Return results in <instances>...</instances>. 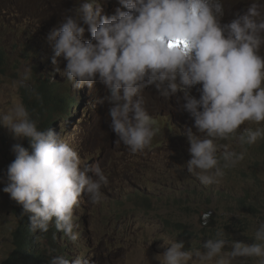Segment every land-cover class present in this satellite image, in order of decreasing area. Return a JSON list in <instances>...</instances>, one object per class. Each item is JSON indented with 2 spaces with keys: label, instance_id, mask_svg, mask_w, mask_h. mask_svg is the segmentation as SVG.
<instances>
[{
  "label": "clouds",
  "instance_id": "9594fccd",
  "mask_svg": "<svg viewBox=\"0 0 264 264\" xmlns=\"http://www.w3.org/2000/svg\"><path fill=\"white\" fill-rule=\"evenodd\" d=\"M0 1L13 19L16 49L29 50L32 67L45 76L31 86L33 69L26 66L12 83L22 88L25 105L14 100L0 111V125L18 139L8 142L1 163L6 202L19 222L9 257L19 238L24 247L35 246L37 258L43 254L44 264H97L87 245L86 255L71 261L60 252L83 250L90 201L103 200L116 161L126 165L134 194L141 195V169H156L159 157L182 162L213 193L222 167L244 159L226 146L218 156L217 140L260 142L256 153L264 156L262 0H239L247 9L235 16L236 0H55L65 10L47 17L45 0ZM5 60L0 50L1 74ZM60 72L70 84L66 97L48 79ZM248 125L254 130L240 133ZM160 188L152 185L149 193ZM248 195L236 200L253 206L254 191ZM23 223L29 238L18 233ZM252 236L255 243L233 241L229 251L219 231L203 244L206 251L184 250L182 241L166 245L162 238L165 251L156 259L233 264L253 258L264 264V222ZM47 237L52 257L40 243Z\"/></svg>",
  "mask_w": 264,
  "mask_h": 264
},
{
  "label": "rangeland",
  "instance_id": "374dc122",
  "mask_svg": "<svg viewBox=\"0 0 264 264\" xmlns=\"http://www.w3.org/2000/svg\"><path fill=\"white\" fill-rule=\"evenodd\" d=\"M261 5L264 10V0ZM246 9L247 7L240 5L239 0H236L234 16ZM64 10L65 8L55 0H45L43 15L47 17L62 13ZM16 33L13 19L4 14L3 2L0 1V50L6 54L7 70L6 74L0 72V111L5 112L12 107L14 100L25 105L22 88L13 89L12 83L19 79V74L26 66L32 67L31 52L17 50L12 42ZM32 69V79L29 84L35 86L45 76L35 71L33 67ZM48 79L51 82H58L55 90L63 97L70 94V84L61 72L56 77L53 75ZM85 89L90 90V87L87 85ZM92 99L95 107L99 98L95 99L94 95ZM80 117L78 115V118ZM88 122L89 118H86L85 125ZM245 128L254 130L248 125L241 129L240 133ZM17 140L0 125V177L5 176L1 163L4 153L9 151L8 142ZM24 140L25 138L21 139V142ZM216 143L221 146L218 149V156H222L226 146L228 151L243 152L244 159L234 167H222L223 176L219 178V183H213V193L211 187L207 189L195 175L185 169L182 162L159 157L156 169H141V195L134 194V186L126 183L132 176L124 172L125 164H118L116 161L114 171L106 175L108 186H103L101 189L103 200L99 204L90 201L87 215L90 229L85 236L87 242L81 245L83 250L81 252L76 250L73 254L63 252L60 254L71 261L76 256L86 255L88 249L84 246L87 245L89 249L94 250L91 254V263L95 261L97 264H160L156 256L162 254L166 247L162 246L164 245L162 238L166 245L182 241L184 250L200 249L201 251H206L203 244L208 239L215 238L218 231L223 232L228 240L225 251L231 250L233 241L255 243L252 235L259 224L264 222V212L250 208L242 210L236 198L247 200L248 191L252 190L259 199L250 196L253 208L262 207L264 156H258L256 153L257 144L260 142L241 146L238 139L232 137L217 140ZM223 163L221 159V166ZM257 175L260 177V183L254 185L253 179ZM155 184H159L161 188L154 190L152 194L155 196H151L149 191ZM4 186L0 181V264L9 257L13 248L12 233L19 225L14 208L6 202L10 195L3 192ZM194 191L200 194L196 196ZM209 210L215 212L212 217L214 226L205 228L202 224V216ZM40 243L41 245L45 243L47 254L54 256L55 248L48 237L42 239ZM211 264H214V261ZM233 264H258V261L253 258H238Z\"/></svg>",
  "mask_w": 264,
  "mask_h": 264
},
{
  "label": "trees",
  "instance_id": "16d2710c",
  "mask_svg": "<svg viewBox=\"0 0 264 264\" xmlns=\"http://www.w3.org/2000/svg\"><path fill=\"white\" fill-rule=\"evenodd\" d=\"M195 194H198L197 191H194ZM258 199V198H257ZM259 200V199H258ZM238 201V206L240 209H248L250 208L251 210L256 209L258 212L261 210L262 212H264V202H262V207L260 209L258 208H253V206H249V207H243L240 204V200ZM256 203V202H255ZM29 221V218L27 219ZM19 235H24L27 238L30 237L31 233L29 231V229L27 228V224L23 223L20 230L18 231ZM39 246V244H38ZM44 257L43 254L41 255L40 258L36 257V252H35V246L33 247H29L28 246L24 247L23 246V239H19L18 238V242L17 245L14 249L13 254L10 257H7L2 264H35L44 261Z\"/></svg>",
  "mask_w": 264,
  "mask_h": 264
},
{
  "label": "water",
  "instance_id": "95a60500",
  "mask_svg": "<svg viewBox=\"0 0 264 264\" xmlns=\"http://www.w3.org/2000/svg\"><path fill=\"white\" fill-rule=\"evenodd\" d=\"M213 213H214L213 211H209L207 213V215H205V213H204V215L202 216V224L204 226H213L214 225V222L211 220V216L213 217V215H214Z\"/></svg>",
  "mask_w": 264,
  "mask_h": 264
},
{
  "label": "bare ground",
  "instance_id": "6f19581e",
  "mask_svg": "<svg viewBox=\"0 0 264 264\" xmlns=\"http://www.w3.org/2000/svg\"><path fill=\"white\" fill-rule=\"evenodd\" d=\"M39 238H40V236H39ZM42 264H44V261L42 262Z\"/></svg>",
  "mask_w": 264,
  "mask_h": 264
}]
</instances>
